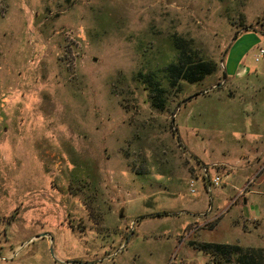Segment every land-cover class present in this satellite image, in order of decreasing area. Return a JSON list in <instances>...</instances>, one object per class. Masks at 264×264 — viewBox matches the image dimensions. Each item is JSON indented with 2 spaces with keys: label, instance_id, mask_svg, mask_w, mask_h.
I'll list each match as a JSON object with an SVG mask.
<instances>
[{
  "label": "rangeland",
  "instance_id": "1",
  "mask_svg": "<svg viewBox=\"0 0 264 264\" xmlns=\"http://www.w3.org/2000/svg\"><path fill=\"white\" fill-rule=\"evenodd\" d=\"M178 37L215 65L201 84L166 81ZM260 49L264 0H0V264L264 248Z\"/></svg>",
  "mask_w": 264,
  "mask_h": 264
},
{
  "label": "trees",
  "instance_id": "2",
  "mask_svg": "<svg viewBox=\"0 0 264 264\" xmlns=\"http://www.w3.org/2000/svg\"><path fill=\"white\" fill-rule=\"evenodd\" d=\"M236 38L237 36H234V39ZM173 44L177 50L176 61L164 68L165 78L170 87H175L180 82L201 84L213 74L215 65L200 59L196 53L187 51V43L184 39L178 37L173 40ZM225 53L223 52V55ZM162 91L157 89L156 92L160 94ZM150 93H155V91L151 89ZM159 105L163 107L162 101ZM156 215L165 216L166 214ZM200 248L212 258L214 264H264V248L243 249L239 245L219 243L201 244Z\"/></svg>",
  "mask_w": 264,
  "mask_h": 264
},
{
  "label": "crops",
  "instance_id": "3",
  "mask_svg": "<svg viewBox=\"0 0 264 264\" xmlns=\"http://www.w3.org/2000/svg\"><path fill=\"white\" fill-rule=\"evenodd\" d=\"M224 69L226 70V73L228 75H236L238 70L240 71V60L238 59L236 61H233L231 56H230V60L224 66ZM205 177H206L205 178L206 180L203 179V187L207 186V192H208L209 190H211V184H210L211 180L209 178L211 176L209 175V177H208L205 175ZM234 177H236V176H234ZM234 189L237 190V194L240 195V187H235ZM258 194H260V192L255 191L253 193L254 196H252V200L248 199V198H243V206L240 209H242V211L244 212V215H245L244 219H247L248 221H256V220H259V218H260V211H259L260 206L257 203V200L255 198V196ZM249 197H251V196H249ZM240 209H238V210L236 209L237 210L236 212L240 213ZM238 216H240V214H238Z\"/></svg>",
  "mask_w": 264,
  "mask_h": 264
},
{
  "label": "built area",
  "instance_id": "4",
  "mask_svg": "<svg viewBox=\"0 0 264 264\" xmlns=\"http://www.w3.org/2000/svg\"><path fill=\"white\" fill-rule=\"evenodd\" d=\"M263 57H264V49H260L258 54L256 55V62H258ZM211 182L214 185H218L220 183V177L218 175H215V177L211 180ZM196 264H202V263H196Z\"/></svg>",
  "mask_w": 264,
  "mask_h": 264
},
{
  "label": "water",
  "instance_id": "5",
  "mask_svg": "<svg viewBox=\"0 0 264 264\" xmlns=\"http://www.w3.org/2000/svg\"><path fill=\"white\" fill-rule=\"evenodd\" d=\"M67 263H71V262H67ZM76 263H78V262H76Z\"/></svg>",
  "mask_w": 264,
  "mask_h": 264
}]
</instances>
